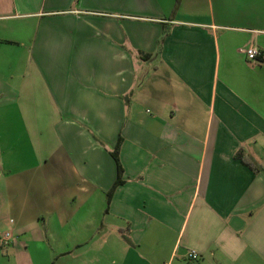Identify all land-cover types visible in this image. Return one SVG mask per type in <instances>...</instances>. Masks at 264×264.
Returning <instances> with one entry per match:
<instances>
[{
    "label": "crops",
    "instance_id": "0c3cea01",
    "mask_svg": "<svg viewBox=\"0 0 264 264\" xmlns=\"http://www.w3.org/2000/svg\"><path fill=\"white\" fill-rule=\"evenodd\" d=\"M175 3L0 0V264H264V0Z\"/></svg>",
    "mask_w": 264,
    "mask_h": 264
},
{
    "label": "built area",
    "instance_id": "2783aa9c",
    "mask_svg": "<svg viewBox=\"0 0 264 264\" xmlns=\"http://www.w3.org/2000/svg\"><path fill=\"white\" fill-rule=\"evenodd\" d=\"M243 54L248 61H261L264 58V51L259 49L255 45H249L243 49ZM9 242V235L5 234L0 237V245H6ZM188 261H195L198 259V254L194 251H188L186 253Z\"/></svg>",
    "mask_w": 264,
    "mask_h": 264
},
{
    "label": "trees",
    "instance_id": "16d2710c",
    "mask_svg": "<svg viewBox=\"0 0 264 264\" xmlns=\"http://www.w3.org/2000/svg\"><path fill=\"white\" fill-rule=\"evenodd\" d=\"M179 6V0H176V3H175V7H174V10ZM237 158L240 159V161L247 165L250 169H253V170H258V166L255 165L254 162H252L247 156H244V155H241V154H238L237 155ZM116 160V159H115Z\"/></svg>",
    "mask_w": 264,
    "mask_h": 264
}]
</instances>
